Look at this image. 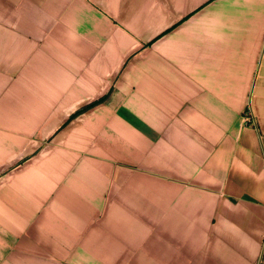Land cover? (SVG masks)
<instances>
[{"label":"crops","instance_id":"1","mask_svg":"<svg viewBox=\"0 0 264 264\" xmlns=\"http://www.w3.org/2000/svg\"><path fill=\"white\" fill-rule=\"evenodd\" d=\"M0 264H264V0H0Z\"/></svg>","mask_w":264,"mask_h":264}]
</instances>
